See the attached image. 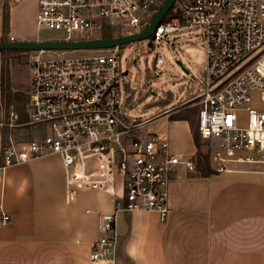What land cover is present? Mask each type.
I'll return each instance as SVG.
<instances>
[{"label": "built area", "instance_id": "2783aa9c", "mask_svg": "<svg viewBox=\"0 0 264 264\" xmlns=\"http://www.w3.org/2000/svg\"><path fill=\"white\" fill-rule=\"evenodd\" d=\"M163 1L38 0L36 28L66 41L99 39L97 32L104 29L132 35L146 29ZM169 18L156 27L152 45L178 31L200 28L204 34L205 90L193 100L199 106L198 133L210 144L211 166L222 172L231 162L264 165V0H177ZM121 52L115 47L31 58L28 125L45 133L25 141L10 135L2 148V169L57 155L68 201L80 191H101L117 198V210L155 211L166 221L170 182L179 168L198 172V159L173 154L158 134L142 137L145 123L126 117ZM163 64L157 56L155 68ZM18 118L11 113L9 128ZM10 221L3 213L1 224ZM101 230L105 236L92 245L93 262L116 244L115 213L102 215Z\"/></svg>", "mask_w": 264, "mask_h": 264}, {"label": "crops", "instance_id": "0c3cea01", "mask_svg": "<svg viewBox=\"0 0 264 264\" xmlns=\"http://www.w3.org/2000/svg\"><path fill=\"white\" fill-rule=\"evenodd\" d=\"M22 2L18 9L25 13ZM36 10L38 0L14 41L39 40ZM3 67L0 53V99ZM196 96L143 121L140 135L158 134L173 154L198 159L191 126L197 129ZM28 121L19 119L15 128L0 123V264H264V165L231 162L222 172L211 165L198 172L179 168L162 221L155 211L117 210V198L101 191H80L68 201L57 155L2 169L10 135L17 141L44 135ZM116 192L121 196L119 186ZM3 213L11 216L4 225ZM108 213H115L116 244L93 262L92 245L105 236L101 217Z\"/></svg>", "mask_w": 264, "mask_h": 264}, {"label": "rangeland", "instance_id": "374dc122", "mask_svg": "<svg viewBox=\"0 0 264 264\" xmlns=\"http://www.w3.org/2000/svg\"><path fill=\"white\" fill-rule=\"evenodd\" d=\"M22 1L0 0V38L4 37L9 41L21 26L26 25L27 19L31 18L35 0H24L25 13L18 9L23 4ZM119 34L120 32L104 29L97 32V37H117ZM61 36L41 29L38 41L57 40ZM150 41L144 39L120 47L123 72L120 81L122 109L126 108V117L139 122L154 118L175 106H182L184 102L189 103L191 97L205 90L202 70L207 64V46L200 28L174 32L152 46ZM92 52L65 51L64 54L83 56ZM55 55L54 51L3 55L7 81L0 99V123L4 128L10 123L11 113L18 115V121L28 118L29 96L26 89L30 86L29 60L36 56L48 58ZM157 56L164 60V64L158 69L154 66ZM127 71L128 74L124 75ZM200 140L202 156L198 158L200 164L197 163V166L200 170H206L211 165L210 144L201 137ZM205 156H208V166Z\"/></svg>", "mask_w": 264, "mask_h": 264}, {"label": "water", "instance_id": "95a60500", "mask_svg": "<svg viewBox=\"0 0 264 264\" xmlns=\"http://www.w3.org/2000/svg\"><path fill=\"white\" fill-rule=\"evenodd\" d=\"M177 0H164L159 10L154 15L153 19L145 30L132 35L99 38L88 40H52V41H5L0 43V51H24V52H65V51H96L103 49H111L121 47L129 43L150 39L154 34L156 27L164 20L169 11L174 7ZM150 46L152 42L150 41ZM136 64V62H135ZM189 74V71L186 70ZM128 71L124 75H127Z\"/></svg>", "mask_w": 264, "mask_h": 264}, {"label": "trees", "instance_id": "16d2710c", "mask_svg": "<svg viewBox=\"0 0 264 264\" xmlns=\"http://www.w3.org/2000/svg\"><path fill=\"white\" fill-rule=\"evenodd\" d=\"M171 12H172V9L169 11L168 15L164 18V20L162 22L166 21V18L168 19V16L171 14ZM104 38H112V36H105ZM5 41H7L6 38H4V37H1L0 38V43L5 42ZM18 52L19 53L20 52L22 53L24 51H11V50L10 51H0V53L2 55H5L6 53H18ZM6 81L7 80L5 79L4 68H3V75H2V94H3V89H4V85H5V82ZM191 126H192V129H193L194 139H195V142H196V145H197V148H198V158H200L202 156V153H201V140H200V135L198 133V130L193 128V125L192 124H191ZM205 157L207 159V166H208V156H205ZM198 163L200 164L199 161H198Z\"/></svg>", "mask_w": 264, "mask_h": 264}]
</instances>
